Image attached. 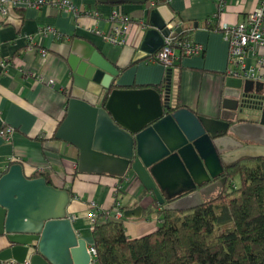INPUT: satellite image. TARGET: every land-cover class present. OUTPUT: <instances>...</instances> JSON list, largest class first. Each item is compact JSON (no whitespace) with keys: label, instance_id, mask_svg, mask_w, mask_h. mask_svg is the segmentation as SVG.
Listing matches in <instances>:
<instances>
[{"label":"water","instance_id":"water-1","mask_svg":"<svg viewBox=\"0 0 264 264\" xmlns=\"http://www.w3.org/2000/svg\"><path fill=\"white\" fill-rule=\"evenodd\" d=\"M95 1L112 6L149 2ZM175 27L165 5L148 9L132 62L154 55L163 39L176 36L170 35ZM70 39L64 59L67 113L54 138L78 150V172L89 171L86 165L91 164V173L103 171L120 179L131 173L162 211L187 212L204 203L208 189L215 187L211 181L227 166L223 157L242 148L228 135L235 129L231 123L264 128V107L253 105L255 99L264 100L261 83L226 77L219 115L198 116L185 107L172 109L170 70L162 86L123 87L116 83L120 72L91 43ZM224 181L219 180L220 186ZM68 201L66 191L53 189L43 178L26 179L19 165H11L0 176V237L7 243L0 261L89 264L87 244L77 238L65 215ZM130 213L124 211L122 217L130 219Z\"/></svg>","mask_w":264,"mask_h":264},{"label":"crops","instance_id":"crops-1","mask_svg":"<svg viewBox=\"0 0 264 264\" xmlns=\"http://www.w3.org/2000/svg\"><path fill=\"white\" fill-rule=\"evenodd\" d=\"M68 1L80 11L75 21L67 11L51 6L35 9L20 5L7 11L5 16L0 14V130H13L9 142L0 136V176L12 161H19L20 165H14L20 166L26 179H37L31 176L35 172H45L50 183L48 186L68 193L69 201L64 212L77 238L86 242L88 253L91 247L88 202H95L98 212H108L113 201L119 204L122 213L134 212L130 213V219L122 217L128 239L154 232L160 222L157 212L162 207L147 192L139 200L143 189L131 173L122 179L103 171L91 173V164L86 165L89 171L78 172V150L54 138L67 113L63 88L66 85L64 59L71 42L69 37L75 36L91 43L120 72L116 80L118 85L132 89L158 85L163 82L168 68L146 60L132 62V58L139 47L148 9L165 5L176 24L170 35L187 33L184 42L200 47L198 55L180 57L175 62L177 66L170 68V94L175 93L179 105L193 114L216 118L227 77V46L220 27L240 23L259 5L260 0H223L221 3L218 0H149L144 5L117 6L101 5L95 0ZM115 12L126 15L130 20L123 37L124 45L120 48L87 32L92 28L109 33L113 25L111 16ZM213 17L217 29L208 30L206 20ZM52 34L61 38H53ZM30 35L33 36L31 46L43 51L44 57L36 50H27L29 44L24 38ZM48 82L52 86H48ZM238 130L241 132V127ZM234 132L235 129L228 135L235 138ZM261 153H264V145L242 146L224 155L222 162L229 165L235 160ZM137 207L140 211H136ZM6 245L5 239L0 237V250Z\"/></svg>","mask_w":264,"mask_h":264},{"label":"trees","instance_id":"trees-1","mask_svg":"<svg viewBox=\"0 0 264 264\" xmlns=\"http://www.w3.org/2000/svg\"><path fill=\"white\" fill-rule=\"evenodd\" d=\"M206 23L208 30L217 29L214 17ZM185 34L175 38L184 42ZM176 66L173 62L168 70ZM169 98L172 109L182 108L170 90ZM14 164L20 165L12 161L10 166ZM222 176L224 187L208 195L200 207L159 210L156 230L137 239L125 236L123 221L97 211L89 232L95 264H264V155L236 160L223 168ZM31 177L50 184L45 172ZM235 177L238 186L232 189ZM144 194L143 190L139 200Z\"/></svg>","mask_w":264,"mask_h":264},{"label":"built area","instance_id":"built-area-1","mask_svg":"<svg viewBox=\"0 0 264 264\" xmlns=\"http://www.w3.org/2000/svg\"><path fill=\"white\" fill-rule=\"evenodd\" d=\"M218 1L221 3L223 0ZM20 5L35 9L51 6L57 10H65L74 21L80 16L78 8L73 6L68 0H0V14L5 16L7 11ZM111 21L113 25L107 34L92 28H89L87 32L98 35L108 44L120 48L124 45L123 37L128 29L130 20L126 15L115 12L111 16ZM220 31L222 39L227 46L226 76L264 85V0H260L259 5L247 13L240 23L232 27L221 25ZM52 37L56 39L61 38L60 35L55 34H52ZM32 38V35L24 38L29 44L27 50L37 51V49L31 46ZM37 52L41 57H44L45 53L43 51L39 50ZM199 52L200 47L197 45L167 37L163 39L161 48L154 55L146 58V62L157 63L164 68H169L180 57L196 56ZM1 65L2 63H0ZM47 85L52 86V83L48 82ZM12 132L11 128H2L0 136L4 141L9 142ZM87 209L88 228L91 231L97 217V204L90 201L87 204ZM114 211L119 212L116 209ZM114 211L110 209V212L105 213L108 216H112L113 219L118 220L119 218L118 216L115 217ZM88 254L90 257L89 264H95L94 249L90 247ZM0 264L16 263L9 260Z\"/></svg>","mask_w":264,"mask_h":264},{"label":"rangeland","instance_id":"rangeland-1","mask_svg":"<svg viewBox=\"0 0 264 264\" xmlns=\"http://www.w3.org/2000/svg\"><path fill=\"white\" fill-rule=\"evenodd\" d=\"M253 105H255V106L259 105V107H261L262 105L264 106V100L260 102L259 100L255 99V100H253ZM244 113L251 114L249 111L244 112ZM254 114L257 115L258 113L255 112ZM234 123L235 124L231 123L230 127H232L233 125H234V127L236 126V128H235L236 132H234L233 136L235 137V140L240 143L241 146L244 147V146L264 145V128L256 127V126L251 125L247 122H240V123L234 122ZM240 127L242 129L241 132L238 130V129H240ZM262 154H264V153H262ZM238 160H240V159H238ZM230 185H231L232 189L236 188L238 186V178L235 177L234 179H232ZM217 193H218V189H215L212 192H208L207 195H215ZM234 196H235V198H237L236 194ZM116 206H117V208H115ZM115 209L117 211H119L120 213L114 211ZM111 210L115 212V214H116L115 217L118 216L119 219L117 221H122L123 213L121 211V208L119 207V204L116 201L112 202ZM108 212H110V210ZM87 213H88V211H87ZM117 214H119V215H117Z\"/></svg>","mask_w":264,"mask_h":264},{"label":"flooded vegetation","instance_id":"flooded-vegetation-1","mask_svg":"<svg viewBox=\"0 0 264 264\" xmlns=\"http://www.w3.org/2000/svg\"><path fill=\"white\" fill-rule=\"evenodd\" d=\"M263 107H264V106H263ZM259 114H260V112H259L257 115H259ZM232 124H235V123L233 122ZM233 127H234V125H233ZM229 132H230V131H229ZM230 133H231V132H230ZM222 174H223V172H222ZM221 178H224V179H225V177H223V176L221 175V176H219V177H217V178H215V179H213V180L211 181V183H214V184H215V185H214L215 187H211V189H208V192H212V191L215 190V189H218V191H220L221 188L224 187L225 181H224L223 185L220 186V182H219V180H220ZM219 187H220V189H219Z\"/></svg>","mask_w":264,"mask_h":264}]
</instances>
